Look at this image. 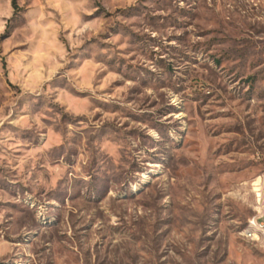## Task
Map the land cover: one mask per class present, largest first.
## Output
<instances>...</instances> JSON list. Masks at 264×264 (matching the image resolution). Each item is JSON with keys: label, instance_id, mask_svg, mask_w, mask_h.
<instances>
[{"label": "rangeland", "instance_id": "1", "mask_svg": "<svg viewBox=\"0 0 264 264\" xmlns=\"http://www.w3.org/2000/svg\"><path fill=\"white\" fill-rule=\"evenodd\" d=\"M263 175L264 0H0V264H264Z\"/></svg>", "mask_w": 264, "mask_h": 264}, {"label": "bare ground", "instance_id": "2", "mask_svg": "<svg viewBox=\"0 0 264 264\" xmlns=\"http://www.w3.org/2000/svg\"><path fill=\"white\" fill-rule=\"evenodd\" d=\"M260 178L255 182L254 185L259 184L260 182ZM259 204V203H258ZM252 219H258V218H252ZM244 233L246 234H250L249 237L251 239H256V238H260L261 236H263L264 233V227L261 226L260 223H252L251 220H249V224H248V228L244 231Z\"/></svg>", "mask_w": 264, "mask_h": 264}, {"label": "built area", "instance_id": "3", "mask_svg": "<svg viewBox=\"0 0 264 264\" xmlns=\"http://www.w3.org/2000/svg\"><path fill=\"white\" fill-rule=\"evenodd\" d=\"M259 178L261 179L259 184L254 185L255 184V182H254L253 185L256 186V188H258L259 202H264V175L259 177ZM256 209H257V207H256ZM262 214L263 213H261V219H252V217H251L249 220H251L253 224L254 223L264 224V223H262ZM249 235L250 234L243 233V237L248 241H249ZM263 244H264V233H263Z\"/></svg>", "mask_w": 264, "mask_h": 264}, {"label": "trees", "instance_id": "4", "mask_svg": "<svg viewBox=\"0 0 264 264\" xmlns=\"http://www.w3.org/2000/svg\"><path fill=\"white\" fill-rule=\"evenodd\" d=\"M15 7H17L16 4H15Z\"/></svg>", "mask_w": 264, "mask_h": 264}]
</instances>
